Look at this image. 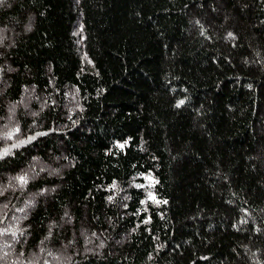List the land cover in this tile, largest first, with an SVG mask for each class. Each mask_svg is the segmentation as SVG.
<instances>
[{
	"label": "trees",
	"instance_id": "trees-1",
	"mask_svg": "<svg viewBox=\"0 0 264 264\" xmlns=\"http://www.w3.org/2000/svg\"><path fill=\"white\" fill-rule=\"evenodd\" d=\"M0 264H264V0H2Z\"/></svg>",
	"mask_w": 264,
	"mask_h": 264
},
{
	"label": "snow or ice",
	"instance_id": "snow-or-ice-1",
	"mask_svg": "<svg viewBox=\"0 0 264 264\" xmlns=\"http://www.w3.org/2000/svg\"><path fill=\"white\" fill-rule=\"evenodd\" d=\"M0 2H2V0H0ZM229 35H231V34H229ZM180 103L182 104L183 101H180ZM120 147L123 148L124 145H120ZM20 180H21L22 183H25V182H26V181L24 180L23 177H21ZM113 187H115V185H113ZM148 195H149V199H152V200L155 201L156 203H159V201H156V198H155V196H154L152 193H149ZM164 203H167V202L164 201ZM147 222H148V221L146 220L145 223H147Z\"/></svg>",
	"mask_w": 264,
	"mask_h": 264
}]
</instances>
